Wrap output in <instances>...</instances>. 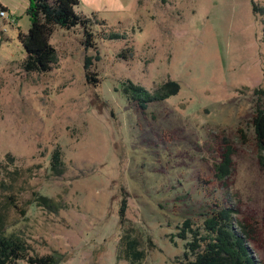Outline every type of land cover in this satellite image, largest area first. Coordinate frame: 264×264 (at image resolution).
I'll return each instance as SVG.
<instances>
[{
	"label": "rangeland",
	"instance_id": "obj_1",
	"mask_svg": "<svg viewBox=\"0 0 264 264\" xmlns=\"http://www.w3.org/2000/svg\"><path fill=\"white\" fill-rule=\"evenodd\" d=\"M253 3L264 0H132L96 16L106 23L91 26L95 83L85 79L80 25L53 32L48 71L26 72L18 31L30 25L27 11L17 23L0 16V232L38 254L63 253L57 264H179L176 226L199 219L201 189L223 191L212 178L219 133L235 146L227 194L236 216H264V171L235 133L249 136L253 88H264V22ZM166 79L178 93L145 112L121 91L125 80L152 91ZM56 148L63 164L53 170ZM125 235L139 240L140 261L125 258ZM257 255L264 260V247Z\"/></svg>",
	"mask_w": 264,
	"mask_h": 264
},
{
	"label": "trees",
	"instance_id": "obj_2",
	"mask_svg": "<svg viewBox=\"0 0 264 264\" xmlns=\"http://www.w3.org/2000/svg\"><path fill=\"white\" fill-rule=\"evenodd\" d=\"M27 14L30 25L26 32L18 31V39L25 51L21 63L26 72H45L51 68L56 60V49L50 42V37L57 28L71 29L76 25L82 27L84 48L83 68L88 83L98 80L90 70L94 60L99 59L92 25L105 24V20H98L96 14L83 16L75 11L78 0H27ZM254 13L259 14L264 22V4L253 3ZM109 38L120 37L110 33ZM262 41L264 42V32ZM89 51H94L89 54ZM124 51L119 55H124ZM180 85L176 80L166 79L149 91L144 86L131 80L122 81L121 91L124 97L136 110L145 112L148 103L163 100L178 93ZM255 96L253 110L247 118L249 136L246 128L238 126L235 133L243 144L250 143L257 151L256 163L264 171V88H253ZM218 154L217 162L213 163L212 178L216 179L221 193L215 188H208L207 196L201 189L203 200L198 203L195 214L199 219L187 215L176 226V236L185 240L184 251L179 264H264V260L257 255L264 247V216L257 217L252 212L240 213L238 207L232 206L228 198L230 186L229 177L233 169L235 146L227 135L215 134ZM6 157L11 161L9 154ZM63 164L61 151L54 149L49 158L51 169L56 170ZM199 183L213 185V180L204 177L200 172L196 176ZM201 181V182H200ZM201 183V184H202ZM204 185V184H202ZM187 195V196H185ZM185 199L189 193H185ZM40 201L45 205L50 201L45 195L39 194ZM126 197H122L119 204V215L123 217L127 207ZM122 219V218H121ZM124 256L131 262L140 261L144 251L138 248L137 238L128 235L122 237ZM173 238V237H172ZM65 255L58 252L38 254L33 252L27 242L13 232H0V264H57Z\"/></svg>",
	"mask_w": 264,
	"mask_h": 264
},
{
	"label": "crops",
	"instance_id": "obj_3",
	"mask_svg": "<svg viewBox=\"0 0 264 264\" xmlns=\"http://www.w3.org/2000/svg\"><path fill=\"white\" fill-rule=\"evenodd\" d=\"M17 5H14L12 0H0V9L3 8L8 16L15 18V22H18L16 12L21 7L22 11L26 10L28 1L27 0H16ZM132 0H78V4L75 7L76 13L83 16H90L96 14L97 16L104 14L109 10L120 11L124 6L128 5ZM3 34L0 33V41L2 40Z\"/></svg>",
	"mask_w": 264,
	"mask_h": 264
},
{
	"label": "built area",
	"instance_id": "obj_4",
	"mask_svg": "<svg viewBox=\"0 0 264 264\" xmlns=\"http://www.w3.org/2000/svg\"><path fill=\"white\" fill-rule=\"evenodd\" d=\"M0 16L7 18L10 23L15 22V18L12 16H8L3 8L0 9Z\"/></svg>",
	"mask_w": 264,
	"mask_h": 264
}]
</instances>
